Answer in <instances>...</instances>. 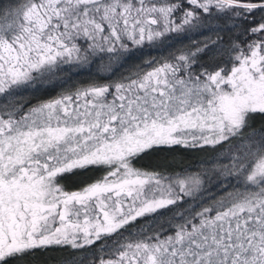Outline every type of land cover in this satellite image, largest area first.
I'll use <instances>...</instances> for the list:
<instances>
[{
	"label": "snow or ice",
	"instance_id": "1",
	"mask_svg": "<svg viewBox=\"0 0 264 264\" xmlns=\"http://www.w3.org/2000/svg\"><path fill=\"white\" fill-rule=\"evenodd\" d=\"M0 264H264V0H0Z\"/></svg>",
	"mask_w": 264,
	"mask_h": 264
},
{
	"label": "trees",
	"instance_id": "2",
	"mask_svg": "<svg viewBox=\"0 0 264 264\" xmlns=\"http://www.w3.org/2000/svg\"><path fill=\"white\" fill-rule=\"evenodd\" d=\"M184 159L185 161H190L192 158L190 156H185Z\"/></svg>",
	"mask_w": 264,
	"mask_h": 264
}]
</instances>
